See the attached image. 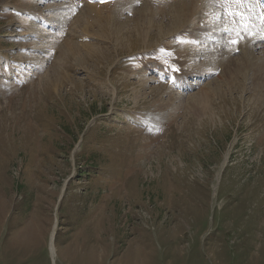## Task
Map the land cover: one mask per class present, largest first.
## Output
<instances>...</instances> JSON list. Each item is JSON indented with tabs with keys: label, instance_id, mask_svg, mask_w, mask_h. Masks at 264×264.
Masks as SVG:
<instances>
[{
	"label": "rangeland",
	"instance_id": "rangeland-1",
	"mask_svg": "<svg viewBox=\"0 0 264 264\" xmlns=\"http://www.w3.org/2000/svg\"><path fill=\"white\" fill-rule=\"evenodd\" d=\"M242 2L0 0V264H264Z\"/></svg>",
	"mask_w": 264,
	"mask_h": 264
},
{
	"label": "bare ground",
	"instance_id": "bare-ground-1",
	"mask_svg": "<svg viewBox=\"0 0 264 264\" xmlns=\"http://www.w3.org/2000/svg\"><path fill=\"white\" fill-rule=\"evenodd\" d=\"M195 1V0H194ZM244 1V4H246L247 9L242 8V10L238 13L235 12V16L237 17H241V20H239V23H241L239 26L240 28L238 29H231V24L225 28L224 32L227 33L225 39H224V43L223 46L225 47L226 43H228V40H239V44H234L235 46V53H243V58L239 59V60H232L229 62V64H225L226 68L234 71L235 69H233L235 67L236 64L239 65L240 63V69L242 70V65L243 63H249L251 61V58L255 57V53L257 54L258 51L262 52V54H264V0H242ZM243 3V2H242ZM74 4V3H73ZM241 4V3H239ZM184 6V5H183ZM88 7V6H87ZM90 7V6H89ZM93 8V6H92ZM97 8V7H96ZM91 9V8H90ZM88 9V10H90ZM184 9V8H183ZM196 9V7L194 8V10ZM103 10V9H102ZM197 10V9H196ZM87 11V9H86ZM92 11V10H90ZM93 11H95V9H93ZM88 12V11H87ZM186 12V9H185ZM238 12V11H237ZM37 14V13H36ZM39 14V13H38ZM85 15V14H84ZM239 15V16H238ZM38 17V16H37ZM239 17V18H240ZM81 18V17H80ZM90 18V17H89ZM36 19V18H35ZM34 19V20H35ZM111 19V18H110ZM38 21V20H37ZM37 21H35V23H37ZM76 23V22H75ZM111 23V22H110ZM237 25V24H234ZM233 25V26H234ZM243 25V26H242ZM79 26V25H78ZM180 26V25H178ZM212 26V25H211ZM236 27V26H234ZM197 28V27H196ZM171 29V28H170ZM214 29V28H213ZM66 32V31H65ZM207 32V31H206ZM195 33V32H194ZM203 34V33H202ZM199 35V34H198ZM209 35V33L207 34ZM243 35V36H240ZM24 36V35H22ZM210 36V35H209ZM189 37H191V41H193L194 37L192 36V34L189 35ZM205 37V36H204ZM208 37V36H207ZM206 37V38H207ZM212 38V37H211ZM196 40L202 41L204 40L203 37L200 38H195ZM209 40L211 41L212 39L209 38ZM208 41V39L206 40ZM222 41V40H221ZM229 41V42H231ZM213 42V41H212ZM206 43V42H204ZM57 44V43H56ZM218 44V43H217ZM228 45V44H227ZM230 45V44H229ZM220 46V45H219ZM233 46V47H234ZM215 48V47H214ZM213 48V49H214ZM202 49V48H201ZM216 50V49H215ZM195 51V50H194ZM220 51V50H219ZM238 51V52H237ZM229 52V51H228ZM218 53V52H217ZM186 54V53H185ZM222 56V60H228L231 59L232 57L229 56V53H226L223 51H221ZM231 55V54H230ZM212 56V55H211ZM75 57V56H74ZM189 57V55H188ZM218 57V56H217ZM257 57V56H256ZM199 58V57H198ZM221 58V57H220ZM189 59V58H188ZM192 59V58H191ZM213 59V58H212ZM209 60V59H207ZM252 59V63H253ZM214 61V60H213ZM216 61V60H215ZM218 61V60H217ZM262 61V60H261ZM211 62V61H210ZM257 63V62H256ZM259 63V62H258ZM224 65V67H225ZM231 66V67H229ZM237 66V65H236ZM259 68V67H258ZM259 72L264 74V61L260 64V68H259ZM258 71V70H256ZM257 73V72H256ZM236 74V73H235ZM259 74V73H258ZM238 75V72L237 74ZM241 75V74H240ZM207 75H202L200 78H206ZM245 76H246V72H245ZM260 76V75H259ZM258 76V77H259ZM181 77V76H180ZM237 77V76H236ZM257 77V76H256ZM262 78V76H260ZM180 80V79H178ZM184 80V78H183ZM186 81V79H185ZM228 81V80H227ZM256 81V88H261V86L264 87V80L261 81V79H255ZM179 83V82H178ZM180 84V83H179ZM181 85V84H180ZM194 85V84H193ZM197 85V84H196ZM194 85V86H196ZM193 86V87H194ZM188 87V85L185 84L186 88ZM192 87V88H193ZM58 227V226H57ZM55 236H56V230H54L53 234H52V238H51V243H50V250L52 253V257H55L56 254V249H55Z\"/></svg>",
	"mask_w": 264,
	"mask_h": 264
},
{
	"label": "snow or ice",
	"instance_id": "snow-or-ice-1",
	"mask_svg": "<svg viewBox=\"0 0 264 264\" xmlns=\"http://www.w3.org/2000/svg\"><path fill=\"white\" fill-rule=\"evenodd\" d=\"M222 2L224 3H242V0H222ZM229 15H236L235 13H229ZM243 26V25H242ZM233 44H239V40H233L232 41Z\"/></svg>",
	"mask_w": 264,
	"mask_h": 264
}]
</instances>
